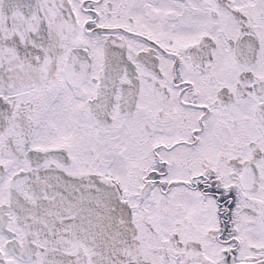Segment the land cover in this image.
Masks as SVG:
<instances>
[{"label": "snow or ice", "instance_id": "1", "mask_svg": "<svg viewBox=\"0 0 264 264\" xmlns=\"http://www.w3.org/2000/svg\"><path fill=\"white\" fill-rule=\"evenodd\" d=\"M0 264H264V0H0Z\"/></svg>", "mask_w": 264, "mask_h": 264}]
</instances>
